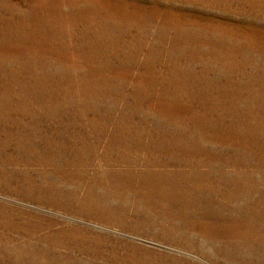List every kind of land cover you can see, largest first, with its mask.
Returning <instances> with one entry per match:
<instances>
[{
    "label": "rangeland",
    "instance_id": "rangeland-1",
    "mask_svg": "<svg viewBox=\"0 0 264 264\" xmlns=\"http://www.w3.org/2000/svg\"><path fill=\"white\" fill-rule=\"evenodd\" d=\"M0 264H264V0H0Z\"/></svg>",
    "mask_w": 264,
    "mask_h": 264
}]
</instances>
